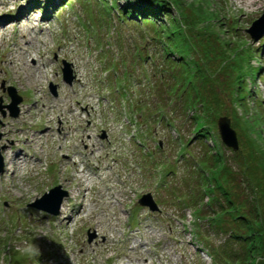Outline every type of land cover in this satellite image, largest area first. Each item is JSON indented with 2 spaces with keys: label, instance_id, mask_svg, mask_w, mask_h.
<instances>
[{
  "label": "rangeland",
  "instance_id": "obj_1",
  "mask_svg": "<svg viewBox=\"0 0 264 264\" xmlns=\"http://www.w3.org/2000/svg\"><path fill=\"white\" fill-rule=\"evenodd\" d=\"M116 2L0 0V264H221L190 231L199 222L217 250L246 254L228 243L235 223L220 187L264 221V34L246 32L264 0H176L189 66L164 60L154 22L120 11L135 0ZM206 99L219 105L202 139L192 128ZM220 116L236 150L221 142ZM57 185L67 192L57 215L31 206ZM144 194L155 211L137 202ZM255 254L253 264L264 250Z\"/></svg>",
  "mask_w": 264,
  "mask_h": 264
},
{
  "label": "trees",
  "instance_id": "obj_2",
  "mask_svg": "<svg viewBox=\"0 0 264 264\" xmlns=\"http://www.w3.org/2000/svg\"><path fill=\"white\" fill-rule=\"evenodd\" d=\"M53 1V0H50ZM61 1V0H60ZM111 1V0H110ZM116 2V0H113ZM128 1V0H127ZM175 2V3H174ZM53 3V2H52ZM117 5V2H116ZM48 6V5H47ZM172 8H178L176 5V0H135V3L121 8L120 11L127 17H131L134 15H138L137 17H141L140 21H152L157 26V30L155 33V39L162 45V52L164 55V60L169 59L171 55L177 56L175 61L180 64L190 65L188 64V56L190 55L188 51H190V47L188 44V39L185 38V31L183 27V23L178 20L172 13ZM177 11V9H176ZM168 18L172 20L171 23H166ZM163 32H166L165 38L162 36ZM168 40L170 42H168ZM190 57V56H189ZM174 61V60H172ZM168 62V61H167ZM192 67V66H190ZM198 68V65L194 67ZM194 69L190 68V71L193 72ZM192 75L194 74L191 73ZM190 75V74H189ZM188 76V75H187ZM189 80V79H188ZM238 85L235 88L236 94L241 91L242 86L240 82H236ZM240 84V85H239ZM187 86V84H186ZM240 97V96H239ZM243 98H234L233 102L241 103ZM196 102H192L189 107L197 108L196 106H192ZM211 105V107H210ZM213 105V106H212ZM219 105L217 101H212L210 99L201 100L199 108V114L195 113L194 116L195 124L192 128V134H195V137L198 138H206L208 137L210 132H214L212 124H214L212 118L210 117V111H212V107ZM214 110H216L214 108ZM193 112V111H192ZM191 112V114H192ZM169 125L172 126V123L169 122ZM215 128V127H214ZM223 192V195L226 197L227 195V204L230 205V208L226 211L230 218L234 221L235 226L230 227L229 229L225 228V231L228 230V243L231 240H235L237 243L242 242L244 247L247 248L246 254L243 251V256L238 255L235 251L217 250V247L209 244V242L201 236L198 226H200L199 222H193L190 231H193L192 237L194 239L201 240V244H205L208 252L207 255L211 254L212 258L218 259L222 261L221 264H253L255 251L264 250V221L259 213L255 214V210L247 211L245 209V205H239L238 202L232 199L229 196L228 190L223 187H220ZM251 214V215H250ZM223 212L219 213L218 217H223ZM253 217H250L252 216ZM227 216V217H229ZM195 227V228H194ZM231 246V245H230ZM262 254V253H260ZM262 256V255H261ZM264 256V255H263ZM254 259V260H253ZM255 264H264V257L261 259H257Z\"/></svg>",
  "mask_w": 264,
  "mask_h": 264
},
{
  "label": "water",
  "instance_id": "obj_3",
  "mask_svg": "<svg viewBox=\"0 0 264 264\" xmlns=\"http://www.w3.org/2000/svg\"><path fill=\"white\" fill-rule=\"evenodd\" d=\"M246 32L254 40L264 34V10L261 16L258 19L254 20L250 27L246 29ZM63 64V80L66 83H69L73 79L71 70L69 68L70 66L65 61H63ZM50 90L54 93L53 85L51 86ZM8 94L11 97V103L7 107L11 110L10 115L14 117L17 115L16 105L20 102V98L15 94V90L12 87L8 89ZM217 128L221 141L226 146L231 147L233 150H236L238 148V141L236 138L235 130L230 126V119L227 116L218 117ZM1 165L2 161L0 156V172L2 171ZM66 195V190L57 185L52 187L48 192H45L42 195L41 199H37L36 202L31 204V206L40 208L51 215H57L61 201ZM137 201L140 205L147 206L152 211L156 210V205L148 194L142 195Z\"/></svg>",
  "mask_w": 264,
  "mask_h": 264
},
{
  "label": "bare ground",
  "instance_id": "obj_4",
  "mask_svg": "<svg viewBox=\"0 0 264 264\" xmlns=\"http://www.w3.org/2000/svg\"><path fill=\"white\" fill-rule=\"evenodd\" d=\"M26 16V15H25ZM21 20V19H20ZM2 28L0 27V30H1ZM30 29L31 30H33V28L32 27H30ZM34 40V42L36 41L35 39H33ZM32 42V38L28 41V44H30ZM25 53H26V50L24 51ZM20 57H22L23 58V56L22 55H20ZM41 58V57H40ZM40 58H39V60H40ZM38 60V61H39ZM42 67H45V65L43 64L42 65ZM41 72H42V70L41 71H38V75H37V77L38 78H40L42 75H41ZM43 73H45V69L43 70ZM56 99L57 98H55V99H53V105H51L52 107L51 108H57V106H58V103L56 102ZM60 99H62L63 101H66L67 100V97H63V98H60ZM51 108H49V109H51ZM41 111V110H40ZM74 110H68V113H72ZM54 112V111H53ZM93 146V145H92ZM41 149H42V147H40ZM97 148V147H96ZM98 148H103L102 146H98ZM92 151H95V149L94 150H92ZM13 159L12 160H16V162H15V164L16 165H18V167L19 168H25L26 167V165H27V163H28V161H27V159H26V156H25V154L24 153H22V152H16V153H14V155H13V157H12ZM82 171H84L83 169L81 170V172ZM80 172V173H81ZM91 175V174H90ZM80 177H81V179H82V184L81 185H83V186H86L87 184H91V176H89V174L87 173V172H85L83 175H80ZM86 189H88V187L86 186L85 188L83 187V189L81 190L82 192L84 191V190H86ZM80 191V192H81ZM81 193H79V195H80ZM117 195H119V192H117L116 193ZM115 194V195H116ZM82 195V194H81ZM80 195V196H81ZM83 207L84 206H79V208H78V212H77V214H79V213H81L82 211H83ZM89 211H91V209H89ZM64 218H66V217H64ZM100 222L99 221H97V224L98 225H100L99 224ZM123 243H128V240H123L122 241ZM144 244H146L145 242H143V243H138V244H135L133 247H132V250H138L140 247H142ZM143 260H145V259H143Z\"/></svg>",
  "mask_w": 264,
  "mask_h": 264
}]
</instances>
